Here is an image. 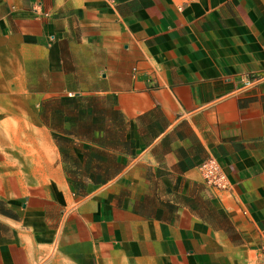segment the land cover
<instances>
[{
  "label": "crops",
  "instance_id": "obj_1",
  "mask_svg": "<svg viewBox=\"0 0 264 264\" xmlns=\"http://www.w3.org/2000/svg\"><path fill=\"white\" fill-rule=\"evenodd\" d=\"M180 6L0 0V264H259L264 0Z\"/></svg>",
  "mask_w": 264,
  "mask_h": 264
},
{
  "label": "built area",
  "instance_id": "obj_2",
  "mask_svg": "<svg viewBox=\"0 0 264 264\" xmlns=\"http://www.w3.org/2000/svg\"><path fill=\"white\" fill-rule=\"evenodd\" d=\"M180 1V9L195 0H179ZM262 81H264V76H245L240 86L237 89L238 94H244L254 90ZM200 172L203 178L204 184L212 189H216L219 191H227L229 189V184L224 173V170L215 159H207L204 161L200 167ZM259 264H264V249L261 250V257Z\"/></svg>",
  "mask_w": 264,
  "mask_h": 264
}]
</instances>
